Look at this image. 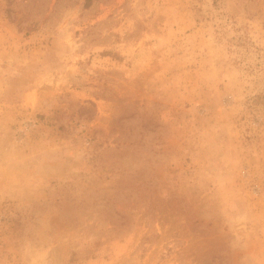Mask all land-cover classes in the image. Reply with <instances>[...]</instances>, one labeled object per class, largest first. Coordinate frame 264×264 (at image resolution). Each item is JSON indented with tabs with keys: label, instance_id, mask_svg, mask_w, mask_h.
Returning a JSON list of instances; mask_svg holds the SVG:
<instances>
[{
	"label": "rangeland",
	"instance_id": "obj_1",
	"mask_svg": "<svg viewBox=\"0 0 264 264\" xmlns=\"http://www.w3.org/2000/svg\"><path fill=\"white\" fill-rule=\"evenodd\" d=\"M0 264H264V0H0Z\"/></svg>",
	"mask_w": 264,
	"mask_h": 264
}]
</instances>
